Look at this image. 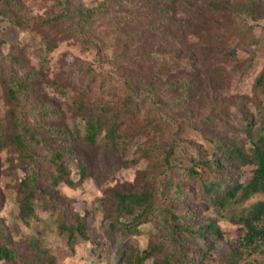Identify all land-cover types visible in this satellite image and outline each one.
Returning a JSON list of instances; mask_svg holds the SVG:
<instances>
[{"label": "trees", "instance_id": "1", "mask_svg": "<svg viewBox=\"0 0 264 264\" xmlns=\"http://www.w3.org/2000/svg\"><path fill=\"white\" fill-rule=\"evenodd\" d=\"M52 1L58 7L57 14L34 22V29L43 35L49 49L56 44L49 40L46 28L75 23L81 32L89 34L92 21L105 20L115 33L116 57L129 62L132 70L124 68L127 72L120 77V88L109 74L92 72L83 94L67 106L60 101L68 100L69 84L34 70L17 53L4 55L0 39V94L11 106L7 122L0 121V150L6 151L13 171L26 170L15 186L19 219L28 224L36 207L42 206L57 211V227L68 244L84 237L85 216L74 211L57 187L76 185L71 179V164L80 179L90 173L87 160L77 152L79 141L92 145L103 135L111 146H117L130 129L144 142L137 149L138 158L156 167L142 173L140 183L106 192L102 203L108 211L109 226L126 236L152 221L164 235L163 240H150L129 264H145L152 257L155 264H204L224 234L214 221L197 226L192 214L179 205L191 200L205 208L223 209L238 194H264V67L253 80L249 99L227 105L213 103L194 122L186 119L213 146L211 156L200 146L192 147L196 157L188 156L190 167L171 163L177 148L186 153L191 147L181 137L179 125L183 122L176 116L199 93L197 83L205 82L206 89L212 90L216 88L214 78L221 77L227 64L233 65L235 49L220 45L237 39L254 42L249 21L264 20V0H101L91 9L83 8L79 0ZM19 5V0H0V17L23 28L30 17ZM177 11L184 17L180 20L184 28L180 38L161 29L166 22L176 23ZM143 19L149 20L145 27L163 34L181 49L180 60L152 52L144 45L138 23ZM216 53L226 58L223 64L215 61ZM253 66V58H249L240 72L246 74ZM136 70L150 77L149 86L139 90ZM169 73L174 75L162 82ZM161 83L165 85L157 86ZM225 128L243 135L248 146L242 147L233 136H221L218 132ZM245 167H251V178L243 185L239 173ZM262 216L264 205L258 204L242 220L247 227L242 244L251 243L254 237L264 240V229L258 231L253 225ZM27 248L31 256H25L13 244V233L0 219V261L53 264L37 244L28 243Z\"/></svg>", "mask_w": 264, "mask_h": 264}, {"label": "rangeland", "instance_id": "2", "mask_svg": "<svg viewBox=\"0 0 264 264\" xmlns=\"http://www.w3.org/2000/svg\"><path fill=\"white\" fill-rule=\"evenodd\" d=\"M79 1L83 8L91 9L101 0ZM19 2V6L24 9L22 13L28 15L30 21L28 25L19 28L0 17L2 52L4 55L10 51L17 53L23 62L34 70L66 81L69 84V96L68 100L60 101L61 104L70 106L71 99L78 94H83L81 92L91 82L92 72L109 74L112 83L116 81V86L119 87L120 77L127 72L124 68L132 70L129 62L118 60L116 57L115 52L118 47L115 44V33L105 20L92 21L93 29L88 31L89 34L81 32L75 23L46 28L49 40L56 44L53 49H49L43 35L34 29V22L57 14V5L52 0H19ZM174 19L176 23L174 20L170 23L166 22L161 29H166L165 31L172 37L180 38V32L184 31L180 20L184 17L177 11ZM147 21L149 20L143 19L138 22L142 27L144 45L152 52L166 54L180 60L183 56L181 49L164 38L163 34L145 27L148 25ZM249 24L252 25L254 42L237 39L228 40L220 45L224 49L231 47L235 49L236 59L233 65L227 64L221 77L214 78L216 88L208 90L207 83L203 81V83H197L196 89L199 93L196 97L195 95L189 97V106L176 116L178 121L183 122L179 125L182 129L181 137L191 147L187 148L186 153L177 148L171 158L173 165L190 167L188 156L196 157L192 148L194 146L202 147L209 156L213 151L212 144L194 127L195 124L186 123V119L194 122L193 120L213 103L227 105L237 100H247L252 96L253 80L264 67V20L255 23L249 21ZM249 58H253L254 66L246 74H242L240 71ZM225 60L226 58H222L220 53L215 54L216 62L223 64ZM173 75V73L167 74L161 79L162 82H166ZM134 76L138 78L139 90L150 85V77L143 71L136 70ZM161 84L163 85L157 86L165 85ZM94 86H98V83L95 82ZM53 93L50 90V94ZM10 110L11 106L0 94V121L7 122ZM70 125L74 126L72 121ZM225 129L217 132L223 137L233 136L244 148L248 146L243 135ZM143 143L142 139L130 129L125 131L117 146H111L103 135L98 136L92 145L79 141L77 152L87 160L90 173L87 177L80 179L77 168L71 164L69 166L71 179L76 185L69 187L59 184L57 187L59 194L70 203L74 211L86 218L85 236L78 238L73 245L68 244L65 235L58 230L57 211L37 206L35 216L28 224H24L19 219L15 186L25 176L26 170L19 168L13 171L6 151L0 150V219L13 233V244L25 256H31L32 252L27 248L28 243H35L47 252L53 259V264L135 262L136 257L148 247L150 240H163L164 231L156 230L155 224L149 221L139 225L137 233L124 236L109 226V219L106 216L108 211L102 201L106 198V192L115 191L124 185L140 183L142 173L155 170L154 163L138 158L137 149ZM250 178L251 167L241 169L240 182L245 185ZM258 204L264 205V194L260 192L246 197L238 194L236 200L223 209L205 208L202 203L191 200H186L179 205L185 212L192 214V222L197 226L214 221L224 234V239L214 244L204 264H264V240L254 237L248 244H242L241 241L247 232V227L242 220ZM253 225L258 231L264 229V217L262 216ZM121 252L122 257L119 256ZM155 260L154 257L149 258L145 264H155ZM0 264L8 263L0 261Z\"/></svg>", "mask_w": 264, "mask_h": 264}]
</instances>
